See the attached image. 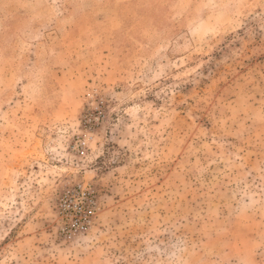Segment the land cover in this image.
Listing matches in <instances>:
<instances>
[{
	"label": "rangeland",
	"instance_id": "obj_1",
	"mask_svg": "<svg viewBox=\"0 0 264 264\" xmlns=\"http://www.w3.org/2000/svg\"><path fill=\"white\" fill-rule=\"evenodd\" d=\"M125 5L0 0V264H264V0Z\"/></svg>",
	"mask_w": 264,
	"mask_h": 264
},
{
	"label": "crops",
	"instance_id": "obj_2",
	"mask_svg": "<svg viewBox=\"0 0 264 264\" xmlns=\"http://www.w3.org/2000/svg\"><path fill=\"white\" fill-rule=\"evenodd\" d=\"M106 4H110L112 13L117 9H120V14L126 12L124 7L130 6V12L139 14H151L164 12L168 14L172 20L173 14L177 11L180 4V0H104ZM145 1H149V4L143 5ZM124 4V5H123ZM123 5V6H122ZM123 8V9H122ZM169 19L168 25L164 30H169L173 27L174 23H171ZM157 29V28H156Z\"/></svg>",
	"mask_w": 264,
	"mask_h": 264
}]
</instances>
